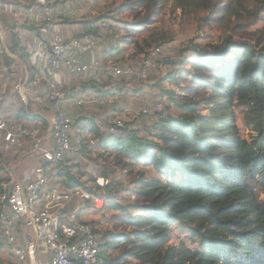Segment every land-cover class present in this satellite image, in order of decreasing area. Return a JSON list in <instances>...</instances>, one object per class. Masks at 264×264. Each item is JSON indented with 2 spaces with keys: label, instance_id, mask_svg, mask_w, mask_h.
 Segmentation results:
<instances>
[{
  "label": "trees",
  "instance_id": "1",
  "mask_svg": "<svg viewBox=\"0 0 264 264\" xmlns=\"http://www.w3.org/2000/svg\"><path fill=\"white\" fill-rule=\"evenodd\" d=\"M174 1L180 9H209L214 21L249 12L242 0ZM194 54L181 63H163L189 66L188 91L204 97L184 102L181 114L163 118L150 132L154 140H144L134 130L113 139L91 128L101 148L116 149L158 174H136L134 213L117 196H109L105 210L121 211L127 230L104 231L101 264H128L130 259L133 264H264V41L225 37ZM200 105L206 114L199 112ZM237 106L244 108L247 137L237 124ZM61 176L66 188L82 184L73 169ZM175 223L190 228L199 248L171 243ZM113 250L118 256L107 254Z\"/></svg>",
  "mask_w": 264,
  "mask_h": 264
},
{
  "label": "built area",
  "instance_id": "2",
  "mask_svg": "<svg viewBox=\"0 0 264 264\" xmlns=\"http://www.w3.org/2000/svg\"><path fill=\"white\" fill-rule=\"evenodd\" d=\"M53 0H34L30 7H7L19 14L23 21L44 25V36L36 37L25 47L26 58L34 66L35 75L16 83L13 88L20 102L26 105L28 94L43 85L52 119L43 133L41 126H28L15 118H0V138L8 146L26 142L37 154L39 163L20 177L10 179L0 192V245L10 249L20 264H101L105 235L104 228L92 221L81 219L84 210H105L109 196H118L110 177L101 173L91 180L66 188L61 174L72 170L78 158L93 148L107 152L91 128L102 136L119 139L127 134L123 117L108 120L76 122L72 108L88 105L105 107L128 97L125 86H147L163 62L175 59L176 50L171 42L151 46L141 58L125 60L118 52V60H104L94 54L88 61L84 54L93 53L111 27L106 18L95 20L80 33L63 38L54 28L55 17H74L89 12L94 0L85 6L54 5ZM14 21L13 32L18 30ZM45 66V67H44ZM65 75L104 88L108 80H123L124 86L109 94L84 92L66 86ZM111 84V83H109ZM104 89H107L104 88ZM165 97L146 98L136 109V120L145 122L153 132L163 118L170 115ZM143 166V165H141ZM98 202L101 204L98 206Z\"/></svg>",
  "mask_w": 264,
  "mask_h": 264
},
{
  "label": "rangeland",
  "instance_id": "3",
  "mask_svg": "<svg viewBox=\"0 0 264 264\" xmlns=\"http://www.w3.org/2000/svg\"><path fill=\"white\" fill-rule=\"evenodd\" d=\"M94 1L95 13L93 16L106 18L114 24L111 27V39L113 42L124 44L119 58L124 57L125 60L131 62L141 58L151 46L162 42V40L172 43L177 52L174 60H178L180 63L183 60H190V56L195 55L194 52L197 50H210L220 44L225 37L236 41L255 42L257 39L264 41V4H258L255 0H242L249 12L241 11L239 15L226 17L221 21H214L215 15L209 9L193 11L176 8L174 0ZM217 1L212 0V2ZM112 41L110 42L113 43ZM187 67L182 64V67L175 70L174 75H171L160 65L147 85L150 90L151 88L155 89L156 94L153 97L163 95L162 97L166 98V108L172 116L183 112L184 102L204 97V93L200 91L197 97L189 93L188 89L192 88V84L186 74V71L189 70ZM199 112L206 114V107L200 105ZM236 116L242 135L247 137L248 130L244 125V108L237 106ZM75 121L78 122L79 118ZM136 126L139 127L138 135L142 139L154 140L150 130L143 125L142 121L137 122ZM116 144L117 140L114 141L113 147ZM16 147L0 148V177L4 178L2 188L9 180L5 175L6 170L10 168L7 161L8 156L14 155L13 152L18 149ZM93 150L94 152L88 151L78 158V163L73 168L76 177L81 182L91 180L96 173H103V175L112 178L118 192L117 202L126 206L129 213H134L135 210H132L131 207L135 199L132 198L131 190L136 174L143 173L146 178L158 177V174L150 166H141L131 158L122 156L116 149H110L104 153H99L97 148H93ZM100 204L98 202L97 205ZM94 207L96 208L84 210L81 213V218L101 225L104 231L110 230L112 234L127 230L121 223V211L102 210L97 206ZM180 242H184L193 249L199 248L190 228L175 223L172 225L171 243L179 244ZM6 248V246L0 245V264L7 262ZM107 254L110 257H116L119 252L113 250ZM130 261L131 263L128 264L134 263V260L130 259Z\"/></svg>",
  "mask_w": 264,
  "mask_h": 264
},
{
  "label": "crops",
  "instance_id": "4",
  "mask_svg": "<svg viewBox=\"0 0 264 264\" xmlns=\"http://www.w3.org/2000/svg\"><path fill=\"white\" fill-rule=\"evenodd\" d=\"M86 2L87 0H53L52 3L63 7L70 5L82 7L86 5ZM9 4L23 9L32 6L34 0H0V118H15L31 127L39 125L43 129V133H45L49 124L48 122L53 116L46 100L45 87L40 85L30 92L26 105L20 102L18 93L13 88L16 83L24 82L35 75L34 66L26 58L25 47L36 37L44 36L45 27L43 24H33L28 20L23 21L18 16L19 14H15L8 9L7 6ZM94 6L95 4L91 5L89 12L81 10L74 17H55L54 28L59 31L63 38H70L80 33L84 28L99 19L98 16H93L95 13ZM14 21L18 24L16 32L12 31ZM113 25L111 22V27ZM111 27L95 52L83 55L85 61L90 60L94 54H98L104 60H118V52L123 49L122 45L124 44L112 41ZM190 57L191 60L195 55L192 54ZM162 66L168 73H174L175 70L182 67L181 64L166 65L164 63H162ZM189 68L188 66L187 69ZM64 82L66 86L74 87L80 93L94 92L97 94L102 92L109 94L114 90V83L118 84V90L121 89L120 85H125L123 80L111 79L108 80L104 87H107V89H104L90 83L77 81L67 75H65ZM124 89L128 92V97L117 101L114 105L105 107L88 105L82 109L72 108V113L76 119L79 118L80 122L84 121L85 118L91 119L93 122V120L105 121L114 116L123 117L127 129L134 130V133L140 137L138 135L140 132H138L139 127L136 125L137 122L142 120L135 119L134 114L136 109L142 100L146 98H158L163 95L153 97L156 94L154 88L150 90L147 86H139L137 84L125 86ZM142 123L146 125L145 122L142 121ZM0 143V148L10 147L1 138ZM16 148L18 149L13 152L14 155L12 157L11 155L8 156L7 160L10 168L6 170L5 175L8 176L9 180L14 177H20L25 171L35 167L40 161L37 154L29 150L26 142H22ZM88 151L94 152V150ZM97 151L101 153L100 149H97ZM6 252L7 262H3V264H20L10 249L6 248Z\"/></svg>",
  "mask_w": 264,
  "mask_h": 264
}]
</instances>
